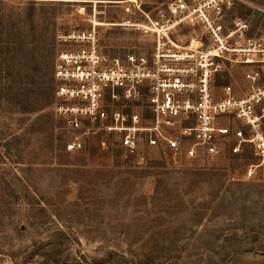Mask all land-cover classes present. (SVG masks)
<instances>
[{
  "label": "rangeland",
  "instance_id": "1",
  "mask_svg": "<svg viewBox=\"0 0 264 264\" xmlns=\"http://www.w3.org/2000/svg\"><path fill=\"white\" fill-rule=\"evenodd\" d=\"M169 1L0 0V264H264V169L245 175L248 146L191 162L125 154L114 137L68 152L44 105L57 32L102 22L105 51L123 53L151 36L107 23Z\"/></svg>",
  "mask_w": 264,
  "mask_h": 264
},
{
  "label": "built area",
  "instance_id": "2",
  "mask_svg": "<svg viewBox=\"0 0 264 264\" xmlns=\"http://www.w3.org/2000/svg\"><path fill=\"white\" fill-rule=\"evenodd\" d=\"M101 23L55 36L50 107L66 151L84 150L88 138L107 149L114 137L125 154L153 149L191 162L217 156L224 144L233 153L248 146L254 162L245 175L264 169V8L170 0L154 17L107 23L151 36L123 53L105 51Z\"/></svg>",
  "mask_w": 264,
  "mask_h": 264
},
{
  "label": "trees",
  "instance_id": "3",
  "mask_svg": "<svg viewBox=\"0 0 264 264\" xmlns=\"http://www.w3.org/2000/svg\"><path fill=\"white\" fill-rule=\"evenodd\" d=\"M34 2L33 0H30V4H31V10H34V5H32ZM30 18L29 20L31 21V13H30ZM32 22V21H31ZM23 22L19 21V26L17 27V31H21L22 27L21 24ZM20 37V35H18ZM47 52V51H46ZM52 53L48 52V53H43V63L45 65L44 67V71L42 73V90L44 92L45 95V99H44V105L45 106H50L52 103V95H53V75H52V57H51Z\"/></svg>",
  "mask_w": 264,
  "mask_h": 264
}]
</instances>
